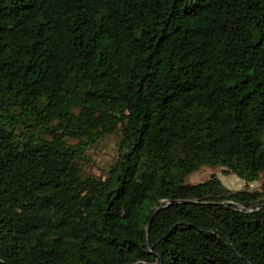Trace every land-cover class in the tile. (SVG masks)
<instances>
[{"label":"trees","instance_id":"16d2710c","mask_svg":"<svg viewBox=\"0 0 264 264\" xmlns=\"http://www.w3.org/2000/svg\"><path fill=\"white\" fill-rule=\"evenodd\" d=\"M202 167L264 178V0H0V264H264Z\"/></svg>","mask_w":264,"mask_h":264},{"label":"rangeland","instance_id":"374dc122","mask_svg":"<svg viewBox=\"0 0 264 264\" xmlns=\"http://www.w3.org/2000/svg\"><path fill=\"white\" fill-rule=\"evenodd\" d=\"M120 135L115 134L105 137L97 145L91 147L86 152L85 162L83 165L84 174L105 177L109 166L116 159ZM216 176L220 182L230 191L239 190H258L263 183V177L259 181L245 183L233 174L225 171L220 167H202L195 173L185 179L187 184H196L203 182L210 176Z\"/></svg>","mask_w":264,"mask_h":264},{"label":"water","instance_id":"95a60500","mask_svg":"<svg viewBox=\"0 0 264 264\" xmlns=\"http://www.w3.org/2000/svg\"><path fill=\"white\" fill-rule=\"evenodd\" d=\"M150 222L148 223V226H149Z\"/></svg>","mask_w":264,"mask_h":264}]
</instances>
